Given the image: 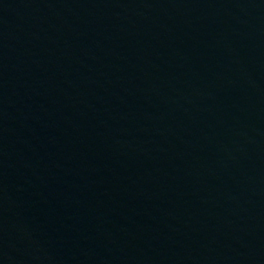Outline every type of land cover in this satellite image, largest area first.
Returning <instances> with one entry per match:
<instances>
[{"label":"water","instance_id":"water-1","mask_svg":"<svg viewBox=\"0 0 264 264\" xmlns=\"http://www.w3.org/2000/svg\"><path fill=\"white\" fill-rule=\"evenodd\" d=\"M0 264H264V0H0Z\"/></svg>","mask_w":264,"mask_h":264}]
</instances>
